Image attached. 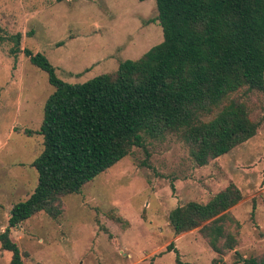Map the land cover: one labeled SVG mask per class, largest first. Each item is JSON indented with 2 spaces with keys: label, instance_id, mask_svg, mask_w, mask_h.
I'll use <instances>...</instances> for the list:
<instances>
[{
  "label": "rangeland",
  "instance_id": "obj_1",
  "mask_svg": "<svg viewBox=\"0 0 264 264\" xmlns=\"http://www.w3.org/2000/svg\"><path fill=\"white\" fill-rule=\"evenodd\" d=\"M156 0H0V27L23 35L22 49L41 52L57 76L81 84L114 73L164 40ZM0 43V233L13 206L38 184L32 163L43 152L39 131L55 88L46 72ZM260 123L256 137L199 167L178 134L147 139L131 155L63 198L58 220L39 213L12 230L24 264H214L218 255L198 230L177 235L169 216L190 201L207 203L235 184L243 200L230 212L241 224L240 243L220 264L264 259V94L235 93ZM115 218H119L117 221ZM173 244L172 248H169ZM178 251V255L176 253ZM12 254L1 249L0 264Z\"/></svg>",
  "mask_w": 264,
  "mask_h": 264
},
{
  "label": "trees",
  "instance_id": "obj_2",
  "mask_svg": "<svg viewBox=\"0 0 264 264\" xmlns=\"http://www.w3.org/2000/svg\"><path fill=\"white\" fill-rule=\"evenodd\" d=\"M156 3L163 42L138 60L121 62L116 72L81 84L60 79L44 54L22 49L21 33L8 35L0 27V43H11L10 54H24L55 88L40 130L24 131L41 135L44 149L32 163L39 177L35 191L13 206L0 233L10 264H24L13 229L39 213L58 220L64 197L80 194L134 148L146 150L148 138L180 135L193 161L204 167L256 137L260 123L232 96L243 89L264 94V0ZM242 200L231 183L207 203L176 207L170 226L177 235L198 230L219 257L214 264H220L240 243L241 224L230 210ZM177 264H183L179 256ZM239 264L264 259L241 258Z\"/></svg>",
  "mask_w": 264,
  "mask_h": 264
}]
</instances>
